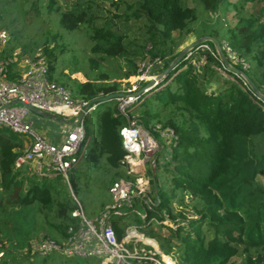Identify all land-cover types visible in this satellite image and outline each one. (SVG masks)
Returning a JSON list of instances; mask_svg holds the SVG:
<instances>
[{
	"label": "trees",
	"instance_id": "obj_1",
	"mask_svg": "<svg viewBox=\"0 0 264 264\" xmlns=\"http://www.w3.org/2000/svg\"><path fill=\"white\" fill-rule=\"evenodd\" d=\"M184 1L138 0L135 5L129 4L127 18H143L147 27L146 37L152 43L147 49L149 59L165 58L166 41L174 31L185 35L194 30L191 25L199 19L197 7L201 8L205 20L212 21L215 13L226 10L227 6V0H192L193 6ZM37 2L39 0H0V6L17 11L14 18H21L22 30H26L31 24L22 18L35 16ZM54 2L48 0L47 18L35 25L33 38H40L44 25L55 18L59 28L68 32L86 25L93 52L112 58L126 53L125 37L108 24H95V16L88 13L91 8L88 3L85 8L83 3L76 2L71 8L61 10V7L53 8ZM232 7L241 12L236 5ZM259 10L264 14V5ZM220 16L217 22L223 28L224 13L220 12ZM56 36L52 35L53 41ZM202 36L215 38L230 65L243 71L264 94V20L240 15L233 27L223 32L213 28L209 33L198 34L197 38ZM157 39L165 41V46L157 47ZM202 44L209 49L192 48L189 56H184L157 85L143 93L134 109L140 110L137 118L147 129L151 130L158 123L170 127L177 135L171 160L160 168L166 175L168 190L165 193L158 190L151 175L155 202L145 209L146 216L142 218L145 225L152 221L158 224L153 235H161L163 228L171 232L166 244L171 245L172 239L169 254L175 264H234L236 256L241 257L240 264H264V148L257 153L253 150L255 138L262 137L264 145V100L243 85L238 73L221 63L212 41ZM136 46L140 48L137 52L142 53V47ZM226 49L248 67L245 69L239 61L231 62ZM0 51V61H4L12 55L13 46L8 42ZM179 51L163 66L162 72ZM51 52L46 45L45 54L51 55ZM193 54H198L195 64L191 59ZM127 66L126 75L137 71L138 65L129 59ZM48 67L49 78L59 81L60 75L55 74L52 63ZM8 68L9 79H15L17 65L11 63ZM50 72L55 75L51 77ZM214 78H220L217 86L208 89ZM62 84L73 97L85 100L121 90L117 81ZM160 109L166 112L161 113ZM93 111L97 130L72 170L86 161L87 176L94 177L96 182L107 181L109 176V189L114 181L126 177L120 171L125 150L119 129L127 123V118L115 115V100L97 102ZM8 131L0 128V264H79L80 259L87 263L89 258L67 256L60 251L41 255L32 249V240L41 232H44L43 237L64 243L68 228L78 224V218L71 215L77 205L61 175L50 180L47 176L35 175L26 166H14L22 152L24 137L10 136ZM69 181L73 192L77 193L74 179L69 178ZM174 203L180 207V212L192 210L193 217L170 221L174 216ZM105 206L102 205L101 210ZM128 213L111 220L118 239L126 227L121 226V217Z\"/></svg>",
	"mask_w": 264,
	"mask_h": 264
},
{
	"label": "built area",
	"instance_id": "obj_2",
	"mask_svg": "<svg viewBox=\"0 0 264 264\" xmlns=\"http://www.w3.org/2000/svg\"><path fill=\"white\" fill-rule=\"evenodd\" d=\"M6 40L4 33H0V47L6 44ZM226 50L232 54L234 62L239 61L245 69L248 67L233 52ZM11 63L17 65L15 79H9L8 65ZM162 64L163 60L159 57L141 60L133 79L118 91L123 95L115 98V115L127 118V123L119 129L125 150L122 168L126 177L119 178L110 186L112 203L89 218L78 198L72 196L77 206L71 215L78 218L77 226L68 228L64 243L43 236L33 240L31 246L35 252L45 255L60 251L64 255L80 258L101 257L99 264H175L172 256L163 252L156 241L136 228L125 227L123 236L118 239L111 222L112 215L126 213L124 209L133 208L135 201L144 209L155 202L151 175H155L159 165L171 160L177 140L173 129L157 123L149 130L134 113L143 93L149 90L144 88L140 92L144 86L141 84L153 81V87L157 85L162 77H159L160 73H154ZM48 74V61L42 53L29 56L14 51L8 59L0 61V128H7L24 137L22 152L14 161L15 167L26 166L40 177L61 175L71 189L68 173L83 157L88 142L84 117L95 109L96 103L73 97L67 87L50 79ZM241 79L243 85L249 88L246 80ZM29 107L72 120L71 128L55 142L33 127ZM158 136L168 144L167 151L160 158L158 153L164 146L160 145ZM145 216L144 213L142 217ZM165 217L168 219L167 214Z\"/></svg>",
	"mask_w": 264,
	"mask_h": 264
},
{
	"label": "rangeland",
	"instance_id": "obj_3",
	"mask_svg": "<svg viewBox=\"0 0 264 264\" xmlns=\"http://www.w3.org/2000/svg\"><path fill=\"white\" fill-rule=\"evenodd\" d=\"M54 1L55 2L53 8L61 7V10L71 8L76 2L83 3L81 5L83 8H85V5H87L88 3V6L90 5L91 7L88 10V13L90 14L92 12V14L95 16V24H108L109 27L116 29L125 37L124 40L126 43V53L119 57L112 58L106 56L101 52H93L91 50L93 41L89 38L90 30L86 27V25H82L75 31L68 32L59 28V25L55 21V18L49 19L48 23L44 25V34L40 38H33L36 32L35 25H39V22L41 23L47 18L48 0H39V2L36 3L35 16L27 15L26 17L22 18V20L31 24L27 26L26 30H22V27L24 25L23 23H21V18H14L17 11L0 6V33H4L7 39L6 44L4 46H1L0 50L5 48L7 43L10 42V45L13 46V52L18 51L19 53H22L24 51L23 55L29 56L42 53L44 56H46L48 64L52 63L55 74L57 76L60 75L59 81L53 78V80H56L59 83L68 82V85L71 86L80 84L84 81H89L91 83L117 81L120 84L121 89L133 79L135 74V72L130 75L125 74L128 69L127 60L129 59L135 64H138L141 60L150 58V53L147 51V49L151 47L152 43L146 37V33L148 32V30L145 25L144 19H135L133 17L127 18L126 16L127 14H129V4L135 5L138 0ZM225 3L227 4L226 10L216 12L212 17V21L207 19L205 20L201 8L197 7L199 19L191 25V29L194 30H191L188 34L185 35L177 31H174L172 33L171 39L169 41H166V46H168V53L164 55L165 58L163 59L162 66H159L154 74L161 73L163 70V66H165V64L171 59V57L179 50L183 49L191 42L196 40L198 34L201 35L203 33H209L213 28H219L220 32H223L225 28L233 27L238 22L240 15L257 17L260 20H264V14H261L259 10L260 7L264 5V0L254 2L245 0H227ZM184 4L188 6L194 5L192 0H186L184 1ZM233 4L237 6L236 8L240 9V13L237 9L232 7ZM18 5H14V7L18 8ZM220 12L224 13L223 28H220L217 22V18H221ZM52 35H57L56 41L52 40ZM158 40L159 39L155 40L157 47H164L165 41L158 42ZM46 41L48 44H45ZM137 44L142 47L143 54L141 52H137L140 51V48H137L136 46ZM46 45L49 49H52L51 55L45 54ZM24 47L26 49V52ZM201 48L205 49L206 46L201 45ZM187 54L188 52L186 53V56L190 55ZM197 55L198 54L192 55L191 59L193 64L197 62ZM227 57L231 62L234 61L231 53H227ZM204 60L205 57L202 55L201 61L203 62ZM218 70L220 74L224 75L220 69ZM55 74L50 72L51 77ZM218 79L220 78H214L213 81L208 85V89H215ZM262 83H264V81ZM145 84L146 83L143 82L141 86ZM160 112L164 113L166 112V109H160ZM134 113L140 114V110L137 109L134 111ZM30 116L33 121V127L40 133H48L51 139L53 138L52 140H54L55 142H57V139L59 140V138L71 128V123L63 124L59 121L65 119L57 116L54 120L44 117L33 111H31ZM65 121L72 122V120ZM84 125L86 137L90 139L88 141H91L94 133L97 130L96 113L94 111L88 113L84 117ZM8 134L14 137L23 136L12 131H8ZM262 139V137L255 138L253 145V150L256 151L255 153L260 152V150L264 148V145H262ZM158 141L160 145L164 146L163 148H160V151L158 153V158H160V155L167 151L168 144L166 143L164 138H161L159 136ZM82 163L80 165H77L74 170L71 169V171H69L68 173L69 178L74 179L75 184L78 188V192L74 193L72 188L70 189L67 183L66 186L69 193L72 196L78 198L85 215L89 218H93L100 212L102 205H109L112 203V197L107 186V181L109 183L110 177L107 176V181L105 179H100L96 182L93 180L94 177L87 176L88 169L86 168V161H83ZM160 168L161 165L158 166L154 178L156 185L158 186V190H161L163 193H165L168 190L166 188L167 179L166 175L162 174ZM120 171L121 174L126 175L124 168H121ZM148 175L149 173L147 174V176ZM54 176L55 175H50L47 177L50 180H53V178H56ZM58 183L63 184L61 180H58ZM96 189H99V191ZM11 201L13 200L11 199ZM172 207L175 209V211L173 213L174 216L170 221H173L175 219L179 220L183 217H193L192 210L190 211L187 209H182L180 212V207L176 203H174ZM124 212L129 213L121 217V226L136 228L137 231L144 234V236L148 238L153 237V240L156 241L160 249L166 254H169L171 246L173 244L171 242L172 239L170 240L171 245L166 244V239L167 237L169 238L171 233L168 228H163L161 230V235H153L152 233L154 232L155 228H158V224L155 221H152L150 225H145V221L142 218V215L145 213V209L140 206L139 203H136V201L133 203V208H125ZM117 217V215H112L111 220ZM170 223L171 224L169 227L173 226V223ZM43 233L44 232H41L36 239L41 237ZM139 244L143 245L141 242H139ZM101 260V257L89 258L87 263L97 264L100 263ZM233 261L234 264H240L241 257L236 256L233 258ZM87 263L82 259L79 260V264Z\"/></svg>",
	"mask_w": 264,
	"mask_h": 264
},
{
	"label": "water",
	"instance_id": "obj_4",
	"mask_svg": "<svg viewBox=\"0 0 264 264\" xmlns=\"http://www.w3.org/2000/svg\"><path fill=\"white\" fill-rule=\"evenodd\" d=\"M210 40L213 42L215 50L217 52V55L221 61V63L230 70L235 71L236 73H238L241 77H243L246 82L248 83L249 87L254 91L255 94H257L260 98H262L264 100V94L259 91V89L256 87V85L252 82V80L241 70L233 67L232 65H230L229 61L227 60L224 51L222 50L220 44L218 43V41L210 36H202L197 38L196 40H194L193 42H191L189 45H187L186 47H184L183 49H181L179 51V53L176 55V57L170 62V64L167 66V68L159 74V77H163L165 76V74H167L172 68L175 67L176 64H178L183 58L184 56H186V53L188 51H190L192 48L198 47L200 46L204 41ZM153 87V81H149L148 83H146L141 89L140 92L144 91V88H152ZM123 93L122 92H113L104 96H99L96 97L94 99L91 100V102L97 103V102H103V101H109V100H115V98H117L118 96H122ZM33 112L38 113L44 117L47 118H51V119H56L55 115H52L50 113L44 112V111H40L38 109H35L33 107H29ZM81 116L78 117V119H80ZM59 122L63 123V124H70L73 122L70 121H65V120H60Z\"/></svg>",
	"mask_w": 264,
	"mask_h": 264
},
{
	"label": "crops",
	"instance_id": "obj_5",
	"mask_svg": "<svg viewBox=\"0 0 264 264\" xmlns=\"http://www.w3.org/2000/svg\"><path fill=\"white\" fill-rule=\"evenodd\" d=\"M16 70H17V68H16ZM43 134L46 135L48 138L51 139V137H50V135H49L48 133L45 132V133H43ZM61 137H62V136H61ZM61 137L59 138V140L61 139ZM52 139H53V138H52ZM52 139H51V140H52ZM59 140L57 139V141H59ZM53 141H54V140H53Z\"/></svg>",
	"mask_w": 264,
	"mask_h": 264
}]
</instances>
